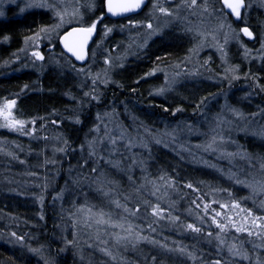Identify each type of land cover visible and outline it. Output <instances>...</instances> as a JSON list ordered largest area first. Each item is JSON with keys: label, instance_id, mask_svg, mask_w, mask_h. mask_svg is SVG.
I'll use <instances>...</instances> for the list:
<instances>
[{"label": "trees", "instance_id": "obj_1", "mask_svg": "<svg viewBox=\"0 0 264 264\" xmlns=\"http://www.w3.org/2000/svg\"><path fill=\"white\" fill-rule=\"evenodd\" d=\"M241 12L240 20L227 17V22L237 31L247 26L256 35L257 27L264 21V12L247 4V0L246 8ZM51 24L50 14L41 11L0 20V105L6 100H15L13 116L25 121L27 127V134L0 128V264H46V261L51 264H212L215 260H221L222 264H256L257 257L264 264V247H253V244L264 245V239L248 237L246 233L237 234L230 228L222 234L226 241L231 243L233 237H238L234 242L239 244L243 241V248L251 258L233 261L226 246L218 249L215 235L219 229L211 221V217L219 211L225 216H233L236 223L242 222L240 217L246 214L232 209L233 201L242 208L250 209L256 216H264L263 200L257 204L252 202L245 187L227 178L228 172L218 173L215 168L194 164L190 156L195 158L196 153L182 154L181 151L160 147L152 140L165 127L173 129L179 125H196L208 101L221 94L227 96L230 106L241 108L247 120H253L257 112L263 115L264 59L260 63L232 61L238 78L231 85H226L225 81L213 83L216 86L205 91L198 87L200 83L190 84L194 99L188 101H173L171 96L161 97L148 92L157 86L158 80L149 78V74L160 65L183 60L191 45L176 38V31H170L152 42L141 60L129 61L124 69L128 80L102 87L100 91H90L87 85L81 88V81L74 74L79 66L60 51L58 38L53 41L54 51L67 61V67H50L38 75L22 60L13 65L17 71L8 74L7 70L12 67L4 66L17 59V52L26 37ZM105 24L107 27L114 25L108 21ZM99 29L98 42L103 28L99 26ZM5 37L8 39L5 40ZM240 40L251 49L257 44L256 40L250 42L242 33ZM84 90H88V96H85ZM93 96L97 99H92ZM126 103L128 109L134 112L142 111V108L154 111V121L139 124L143 127L139 139L143 140L137 142L153 148L149 155L146 154V164L161 170L164 179H161V190L155 191L157 202L148 196V203L137 201L130 205L120 201L134 212L139 208L142 218L113 212L114 219L124 216L134 225V234L125 246L116 245L111 235L102 232L97 225L91 229L83 226L80 229L78 224L73 227V222L82 224L83 217L77 209L84 206L112 213L110 208L115 206L112 200L108 202L97 194H89L94 203L90 200L86 202L81 186L98 163L107 165L117 160V157H109L104 152L90 155L88 146L94 138L96 126L104 120L116 118L121 125L128 123L124 112L119 118L113 115L114 106ZM140 103L144 107L136 108V104ZM119 109L124 110L122 106ZM260 123L264 126V118L260 119ZM131 129L133 127L128 128ZM237 144L251 158H264V140L239 135ZM103 156L106 159L102 160ZM147 179L157 180V176L150 174ZM188 184L192 187H187ZM219 191L223 196L220 203L228 204L227 209H221L218 198L214 197ZM103 201H107L110 208L104 207ZM155 205L163 209V219L152 215ZM171 217H178V220L173 221ZM216 219L227 222L223 216ZM188 224L200 227L201 232L187 229ZM98 228L101 239L106 240L107 245L97 238L86 237L91 231L97 234ZM208 232H212L213 236L209 237ZM73 233L76 234L75 240ZM135 233L147 239L137 240ZM16 237H23V240ZM87 245L92 247L87 248ZM102 247L110 248L117 259L113 261L101 252ZM30 248L40 249V252L33 253ZM188 253L195 258H189Z\"/></svg>", "mask_w": 264, "mask_h": 264}, {"label": "rangeland", "instance_id": "obj_2", "mask_svg": "<svg viewBox=\"0 0 264 264\" xmlns=\"http://www.w3.org/2000/svg\"><path fill=\"white\" fill-rule=\"evenodd\" d=\"M37 2L39 3L41 0H37ZM42 2L48 5H54L58 10H63L66 7L69 13L79 8L82 19L80 16H77L72 18L71 23H65L60 28H54V25L59 23V18L55 15L52 7H26L28 0H0V11L4 12V16L0 17V19H4L7 16L10 8H15L16 16H22L29 11L48 12L52 23L49 27H46L49 29L48 33H40V39L36 41L28 40L27 44L25 43L26 39L24 40L17 52V59L9 65L4 66V68L12 67L7 70L8 74L17 71V68H13V65L22 60L27 62L31 69L36 70L38 75H41L43 71L50 67H67V61L61 55H56L53 41L57 38L59 39L64 30L72 26H78V23L83 25L90 24L92 20L101 16L97 15V11L102 7V0H94V9H89L87 7L88 0H63V4L60 3V0H42ZM153 3H158L168 8L169 11H172L175 15L164 16L158 11H154L152 8ZM200 3H202V0H198V4ZM208 3L210 6L209 10L212 13L211 15L203 12V9L199 7L195 9L196 15H193L187 8L181 5V0H151V4L146 12L139 17L138 20H131L133 22H143L144 24L150 21L154 28L159 27L160 29L157 34L147 39V44L143 47H141V45L144 43V40L147 38V33L149 32L146 27H133L131 24H114L109 27L112 28V31L105 36L106 24H102L101 28L103 29L101 30L100 41L91 50L88 64L84 67H77V69L74 70V74L81 81V88L87 85L90 91H100L102 87L111 84L118 85L120 84L119 81L123 82L124 79L128 80L124 69L125 66L129 64V61L131 59L141 60L151 43L157 38L164 37L170 31H176L178 34L176 38L180 39L182 42H190L191 45L190 47L188 46L183 60L166 63L164 66L160 65L149 74V78H157L158 80L156 81L157 86L154 89H149L148 92L151 91V93H155L161 97L171 96L173 101H188L194 99L191 93L190 84L192 83H200L198 87H200V90L205 91H207L208 88L216 86L213 83L220 84V82L225 81L226 85L233 84L236 79L232 77L234 75L236 77L238 76L232 61L240 63L242 60H245L260 63L261 60L264 59V49H261V43L264 41V21L257 27V44L254 49L247 48L242 44L240 39L238 42L231 37L228 42L225 43L224 33L229 31L227 27L215 32L217 39L214 41L212 35L208 33H212L214 29H217L221 19H223L218 11L220 6L222 7V4L220 0H208ZM247 4L264 12V0H247ZM177 5H181V7L177 9ZM21 8L25 10L21 12ZM224 11L228 12L227 9ZM228 17L236 20V18L231 15H228ZM66 19H69V17H66ZM226 23L228 22L226 21ZM189 28H192L193 31H188ZM196 29L206 33V37L204 38V46L198 50V53H192L190 49H193L202 39V37L196 35ZM38 32H40V30ZM36 33L28 37H32ZM218 46L223 47V52L218 50ZM43 48L46 49L45 52L42 50ZM245 49H248V51L245 52ZM32 51H40L44 55V60L42 62L37 61L31 56ZM105 59H108L110 63L105 64ZM80 69H83V72L79 71ZM226 69H235V71H226ZM105 71L107 72V83L104 82ZM97 73L101 75L95 85H93L92 77H95ZM161 88L165 89L162 93L159 92ZM84 91V93H88V90ZM121 106L124 110L119 109ZM121 106H114L115 110L113 115L119 118L124 112L125 115L128 116L125 117L129 124L125 122V124L121 125L120 121L116 118L104 120L96 126L93 132L94 138L89 141V145L90 143L93 145L91 148L88 146L89 151H94L96 153L104 152L108 154L109 157H117V160L108 162L107 165L98 163L95 167L97 169L96 172L91 171V174L88 172L89 174L84 180V184L81 186V194L83 200L86 202L90 200L94 203V199L91 198L89 194H97L100 198L104 197L108 202L112 199H117L130 205H134L137 201H146L147 196L150 200H158L156 192L161 190L160 183L163 173L161 170H158L157 167L146 164V154L149 155L153 148L143 146L140 142H137L143 140V138L139 139V136H142L140 131L143 129L139 124L142 123V125H145L144 123L152 122L156 116L151 108L143 110L142 107L144 106H142L141 103L136 104V108L142 106V111L138 112H134L132 109L129 110L127 103ZM231 109H235L239 113H242V117L237 118L234 116L232 111H230ZM138 113L142 114V116H138ZM243 113L244 111L241 108L230 106L227 96L221 94L218 98L208 101L206 110L203 116L198 119L196 125H179L175 126L173 129L165 127L159 130L160 133L155 134V138H152V140L153 143H156L160 147L178 152L181 151L182 154L188 153L191 155L192 153H196V155L194 154L195 158L190 156L194 164L207 168H215V170H218V173H220V171L225 173L228 172L227 178L230 180L234 179L233 181L235 182V178H230V174H233L234 171L237 172L235 177L240 180H264V173L260 170V158L263 157L257 156V159L251 158V160H248L240 159L239 156L228 158L221 155L222 152L241 151L237 144L239 135L252 137L257 141L264 140V135H260L261 130H264V126H261L260 119L264 118V114L262 115L260 112H257L253 115V120H247ZM218 119L221 121L219 125L217 124ZM0 123H3V121L0 120ZM129 127H133V129L128 130ZM123 128H125L126 131ZM26 129L27 127L25 126V132ZM212 129H216L217 132L221 133L226 141L223 144H218V150L215 152L205 151L203 147V145L208 142L211 135L214 134ZM113 141H115V143H113ZM245 141H247V139H245ZM142 143L146 142L142 141ZM183 144L187 146H183ZM53 148L55 149V147ZM104 159H106L105 156H103L102 160ZM87 170H89V168H87ZM154 173L157 176V180L147 179L150 174ZM101 174H103L104 178L103 189L109 192L108 196H104L102 191H98L99 186L96 183V177ZM129 177H131V179H129ZM238 184L248 190L252 202L256 204L261 200L264 202V192L253 193L251 188L241 183ZM156 189L159 190L156 191ZM154 191H156L155 195L152 194ZM126 197L127 199H125ZM214 197L218 198L217 201L219 203L220 197L223 198L220 191L215 194ZM181 198L185 199V197ZM188 199L189 201L192 200L190 196H188ZM213 201L217 204L216 200ZM91 202L89 204H91ZM108 202L103 201V206L110 208ZM94 209L99 211L96 208ZM110 209L112 213L122 212L123 214H128L123 212L122 209H117L115 206H111ZM132 216L134 218H142L143 214L140 211H135V215ZM81 220L82 224L79 223V221L77 223L80 229L82 226L86 227L83 223V219ZM92 227L95 228L96 225L93 224ZM92 227L86 228L91 229ZM98 227L102 232L109 233V235L114 232V229L107 228V226ZM86 237L88 239H96V232L91 231L87 233ZM86 247L90 248L88 245Z\"/></svg>", "mask_w": 264, "mask_h": 264}, {"label": "snow or ice", "instance_id": "obj_3", "mask_svg": "<svg viewBox=\"0 0 264 264\" xmlns=\"http://www.w3.org/2000/svg\"><path fill=\"white\" fill-rule=\"evenodd\" d=\"M222 7L218 10L220 12V15L223 19H221L220 24L217 29H214L212 33H208L209 35H212V39L216 41V35L215 32L224 29L227 27L229 30L228 32L224 33V42L227 43L229 38H234L239 42V33H243L244 36L248 38H253V33L249 30L247 26H244L239 29V32H237L236 29L232 27L231 23H226L228 15H231L236 18V20H240L242 18V9L246 8L245 0H220ZM60 3L63 4V0H60ZM145 0H105V6L107 9V12L110 13L112 16H119L124 15L127 13H134L141 9V7L144 5ZM181 5L184 8H187L193 15H196L195 9L202 8L203 12L209 13L210 12V6L208 3V0H202V3L198 4V0H181ZM181 5H177V9L181 7ZM26 7H52L55 15L59 18V23L54 25V28H60L65 23H71L72 18L80 16L82 19V16L80 15L79 8L74 9L71 13H69L68 9L65 7L63 10H58L56 6L54 5H48L44 2H37V0H28V3L26 4ZM87 7L89 9H94V0H88ZM152 8L154 11H158L164 16H174L175 13L172 11H169L168 8L158 4L153 3ZM229 10L228 12H225L224 10ZM25 9L21 8L20 11L23 12ZM151 15V13H150ZM4 16V12L0 11V17ZM66 17H69V19H66ZM103 20V16H100L94 20L90 24L83 25L79 24L76 27H73L70 31L66 32L61 37V43L64 46V49L71 54L72 57H75L77 61H84L88 55V44L89 41L92 39L94 33L97 29V24L100 23V21ZM130 24L133 27L142 26L146 27L149 32L147 33V38L144 40V43L141 45V47L145 46L147 44V39L151 38V36L157 34L160 29L159 27L154 28L153 24L149 21L146 24L143 22H133L130 21ZM105 32L104 35L107 36L108 33L112 31V28H109L105 26ZM188 31H193L192 28H189ZM48 28H41L40 32L36 33L32 37H28L25 40V43H28V40L36 41L41 38L40 33H48ZM196 35L202 37L199 44H197L193 49H190V52L192 53H198V50L204 46V38L206 37V33L200 31L199 29H196ZM8 37H5V40H7ZM218 44V41H217ZM243 46V45H241ZM261 49H264V41L261 43ZM23 50V49H22ZM218 50L223 52V47L218 46ZM248 49H245V52H247ZM31 56L34 57L36 60L43 61L44 56L41 54L40 51H32ZM105 64H109L110 61L108 59H105ZM79 71L83 72V69H80ZM226 71H235V69H226ZM100 73H97L95 77H92L93 85H95L96 81L100 78ZM104 82L107 83V72H104ZM233 79H237L235 75L232 77ZM165 91V89L161 88L159 89V92L162 93ZM89 93H85V96H88ZM92 99H97V97L93 96ZM16 104L15 100H6L2 105H0V120L3 121V123H0V127H7L10 130H16L20 131L21 134H27L25 132V121L18 120L13 116L12 109L14 108ZM167 110V109H165ZM177 111H180V109H177ZM233 115L237 118L242 117V113H239L235 109H231ZM99 118V117H98ZM79 123V120L76 121ZM55 123V121H53ZM221 121L218 119L217 124L219 125ZM230 123V121H229ZM212 132L214 133L211 135L208 142L203 145L205 151H217V145L225 143L224 136L217 132L216 129H212ZM260 135H264V130H261ZM159 142V141H157ZM115 143V141H113ZM93 145L90 143L89 147L91 148ZM63 151V149H61ZM90 155H95V152L92 151L89 153ZM222 156L233 158L239 156L240 159H248L251 160L250 155L247 152L243 151H237V152H222ZM103 158V157H101ZM260 170L262 173H264V158H260ZM93 172H96L97 169L93 168ZM230 178H235L237 183L244 184L246 187H249L252 189L253 193L256 192H264V180H253V181H247V180H240L235 177V174H230ZM131 179V177H129ZM161 179H164L161 177ZM96 183L98 184V191H102L104 196H108L109 192L104 191L103 185H104V178L103 174L96 177ZM187 187L191 188L192 185L188 184ZM159 189H156L158 191ZM155 195V191L152 193ZM231 195V194H230ZM127 199V197L125 198ZM215 203V201H213ZM112 204L115 205L117 209H122L123 212L128 213L129 215H135V212L128 208L126 204H121V202L117 199H112ZM145 203H148L147 201ZM221 209H227L229 207L228 204L220 203ZM208 205H205V210H207ZM232 209H238L239 213H245L246 215L243 217H240L241 223H236L235 219L231 215H223L221 212L217 211L215 212V216L211 217L212 224L215 225L217 229H219V232L215 235V239L218 242V249L227 247V252L230 257L233 258V261L235 260H250V256L248 252L243 248V241H241L239 244L234 242L238 237H233V242L229 243L226 241L224 235L227 231L231 229H234V231L239 233H246L248 237L255 236L258 239H264V216H256L250 209L242 208L241 205L238 202L233 201L231 203ZM136 212L139 211V208L135 210ZM77 212L80 213L83 217V223L86 227H92L93 224L98 226H107V228L111 229H118L119 231H114L110 233L114 243L116 245L124 244L126 246V242L133 236L134 234V225L129 222L126 217L120 216V218L114 219L113 213L111 212H105L103 209H100L99 211H94L93 207H80L77 209ZM238 213V215H239ZM152 215L154 217H158L159 219H163V209L159 205H155L152 207ZM227 222H221L218 221L217 217H222ZM43 218V217H41ZM173 221L178 220V217H171ZM78 221L73 222V227L76 226ZM187 229H190L192 232L200 233L201 228L196 227L193 224H188ZM259 229L258 231H253L252 229ZM15 236V233H13ZM76 234L73 233V239L75 240ZM208 236H213L212 232H208ZM135 237L137 240L139 239H147V237H142L139 235V233H135ZM97 240L100 241V243L107 245V241L101 239L99 228L97 229L96 234ZM18 240H23V237H16ZM67 243L71 244L72 241H68ZM89 247H92V245H88ZM163 247V245H162ZM253 247H264V245H256L253 244ZM30 251L33 253H39L40 249H34L30 248ZM101 252H103L105 255L109 256L113 261L117 259L116 255L113 254L112 250L108 247H102L100 249ZM179 251L183 252L184 249H179ZM189 258H195L192 253H188ZM46 264H51V262H47ZM212 264H222L221 260H215L212 262ZM227 264V262H225ZM256 264H261V261L259 257H257Z\"/></svg>", "mask_w": 264, "mask_h": 264}, {"label": "flooded vegetation", "instance_id": "obj_4", "mask_svg": "<svg viewBox=\"0 0 264 264\" xmlns=\"http://www.w3.org/2000/svg\"><path fill=\"white\" fill-rule=\"evenodd\" d=\"M151 4V0H148V4H147V7L145 8V10L139 14L138 16H133V17H130V18H122V19H118V20H112L110 18L107 17L106 15V6H105V0H102V7L99 11H97V15H101L103 16V20L100 21V23L97 24V29H98V34H100V29H99V26H101L102 24H105L106 21L110 22V23H117V24H130V21L132 19H136L138 17H141L145 12L146 10L148 9L149 5ZM30 12H35V11H29V12H26L25 14L27 13H30ZM41 12H45V11H41ZM25 14H23L22 16H16V9L15 8H10L8 10V13H7V16L4 18V19H0V20H7L8 18H18V17H23ZM254 40H256V35L254 34ZM98 43V38L94 41V43L92 44L91 48H90V53H91V50L97 45ZM57 44L59 46V41H57ZM59 49H60V46H59ZM44 52L46 51L45 48L42 49ZM60 51L62 52V50L60 49ZM63 53V52H62Z\"/></svg>", "mask_w": 264, "mask_h": 264}, {"label": "water", "instance_id": "obj_5", "mask_svg": "<svg viewBox=\"0 0 264 264\" xmlns=\"http://www.w3.org/2000/svg\"><path fill=\"white\" fill-rule=\"evenodd\" d=\"M147 4H148V0H145V3L144 5L141 7L140 10H138L137 12H134V13H127V14H124V15H119V16H112L110 13L107 12V9H106V15L108 18L112 19V20H118V19H122V18H130V17H133V16H138L139 14H141L145 8L147 7ZM229 11V10H227ZM76 27V26H74ZM73 27L69 28L68 30H66L59 38V46H60V49L62 50V52L65 54V56H67L70 60H72V62L79 66V67H83V66H86L87 63L89 62V53H90V48L92 46V44L94 43V41L96 40L97 36H98V30L96 29V32L94 33L92 39L89 41V44H88V55L86 57V59L84 61H77L75 59V57H72L70 53H68L65 49H64V46L63 44L61 43V37L68 31H70ZM250 30V29H249ZM251 31V30H250ZM252 32V31H251ZM243 34V33H242ZM244 36V35H243ZM245 38H247L250 42H252L254 40V34H253V38H248L246 36H244ZM42 54V53H41ZM43 55V54H42ZM44 56V55H43ZM37 61H40V60H37ZM42 62V61H40Z\"/></svg>", "mask_w": 264, "mask_h": 264}]
</instances>
